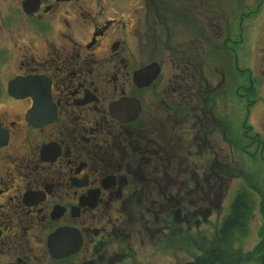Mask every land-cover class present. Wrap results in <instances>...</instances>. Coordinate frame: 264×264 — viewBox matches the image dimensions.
Instances as JSON below:
<instances>
[{
  "label": "flooded vegetation",
  "instance_id": "flooded-vegetation-1",
  "mask_svg": "<svg viewBox=\"0 0 264 264\" xmlns=\"http://www.w3.org/2000/svg\"><path fill=\"white\" fill-rule=\"evenodd\" d=\"M184 1L0 0V264H137L264 153L249 5L215 41Z\"/></svg>",
  "mask_w": 264,
  "mask_h": 264
},
{
  "label": "rangeland",
  "instance_id": "rangeland-1",
  "mask_svg": "<svg viewBox=\"0 0 264 264\" xmlns=\"http://www.w3.org/2000/svg\"><path fill=\"white\" fill-rule=\"evenodd\" d=\"M244 2L249 5L250 11L246 16L247 34L243 44L240 43L241 45L234 47L237 49L240 60L252 70L255 76L253 83L258 91L249 98L251 99L254 96L258 98V102L256 101L255 108L252 107L250 110L249 121L253 132H259L261 139L264 141V0H244ZM192 3L206 6L200 27L208 36L211 34L215 41L220 40L219 37L221 36L224 37L229 22L236 16L239 18L241 15V10L236 8L239 4L237 0H188V2H183L184 5ZM185 22L188 24L187 20ZM242 93L244 92L241 91L240 94ZM233 113H236V111L234 110ZM249 141L248 143H250ZM259 152L261 151L257 150L255 144H253L249 146L247 155L233 157L234 175L236 173L242 179L238 181L234 179L229 184L227 183V187L221 190L217 189V192H219L217 195H220L213 206L214 208L211 205L203 204L197 206L201 213L200 217L196 215V226L193 224L185 225L183 241L178 242L175 239L176 237H172L170 234L168 236L170 241L165 249H161L153 243H145L141 247L137 246V264H186L195 257L207 252L209 248L217 246L218 228L229 210L230 199L236 192L237 187L245 186L247 177L248 182L258 184L257 191H251L254 193L256 203H260L249 220V232L241 244L242 251H251L260 239V234L264 229V209L262 207V204L264 206V153L259 154ZM241 170L244 171L243 175L240 172ZM188 208L192 210L193 206L190 205ZM172 226L170 227L172 228Z\"/></svg>",
  "mask_w": 264,
  "mask_h": 264
},
{
  "label": "trees",
  "instance_id": "trees-1",
  "mask_svg": "<svg viewBox=\"0 0 264 264\" xmlns=\"http://www.w3.org/2000/svg\"><path fill=\"white\" fill-rule=\"evenodd\" d=\"M255 187L239 188L230 203L227 214L218 228V244L186 264H264V229L253 249H241L243 239L249 232V220L257 205ZM264 209V206L262 204ZM240 245V246H239Z\"/></svg>",
  "mask_w": 264,
  "mask_h": 264
}]
</instances>
